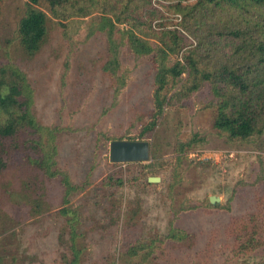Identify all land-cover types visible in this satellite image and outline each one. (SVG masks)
I'll return each mask as SVG.
<instances>
[{
    "label": "rangeland",
    "instance_id": "obj_1",
    "mask_svg": "<svg viewBox=\"0 0 264 264\" xmlns=\"http://www.w3.org/2000/svg\"><path fill=\"white\" fill-rule=\"evenodd\" d=\"M121 1L88 0V13L61 20L64 26L44 10L50 32L33 56L22 52L15 37L25 0H4L0 5V66L24 75L35 119L56 129L58 168L71 182L83 183L68 203H62L57 183L39 195L31 189L35 169L22 161L19 151L12 150L0 181V264H65L70 228L57 212L64 206L75 216L78 264H264V251L230 258V241L222 234L223 223L231 215L244 216L253 205V192L263 191L264 140L228 141L218 134L211 125L215 100L206 85L176 100L171 94L184 75L167 85L169 104L155 126L141 134L151 110L148 59L121 46L118 59L124 84L115 90L100 71L104 36L87 34L90 22L97 21L102 10L133 12L136 5L145 15L154 12L153 28L158 23L176 27L184 45L195 40L182 30L176 11L170 9L179 0H158V5L149 0L148 6L144 0H129L126 7H121ZM220 14V20L199 24L204 33L208 26L225 33L228 26L241 21L238 10ZM193 133L198 137L196 144L177 160L175 143L188 140ZM117 138L151 143L152 156L144 162H111L109 142ZM108 175L120 177L121 185L102 186L101 180ZM148 176L159 180L147 182ZM210 195L218 198L219 208L205 207ZM32 198L45 200L48 208L31 214ZM226 206L229 211L222 208ZM170 227L192 234L191 239L160 242ZM138 241L153 243L145 261L139 253L129 257L124 252Z\"/></svg>",
    "mask_w": 264,
    "mask_h": 264
},
{
    "label": "trees",
    "instance_id": "obj_2",
    "mask_svg": "<svg viewBox=\"0 0 264 264\" xmlns=\"http://www.w3.org/2000/svg\"><path fill=\"white\" fill-rule=\"evenodd\" d=\"M4 0H0V5ZM88 0H25V8L17 20L15 37L22 52L27 56L36 54L50 32V19L64 26L61 20L70 16H85ZM126 7L129 0H122ZM148 6L149 0H144ZM144 3H141L143 6ZM180 15L178 25L194 38V44L184 45V38L176 30L163 23L154 28L153 11L145 13L136 5L133 12L122 10L101 11L97 21L90 22L87 34L102 33L104 36L103 58L100 71L109 79L115 90L124 84V75L119 70L118 53L126 47L134 56H145L152 71L151 110L149 118L141 127V134L151 130L169 104L166 87L182 78L172 96L181 100L203 85L214 98L212 128L228 141L264 140V0H196L193 3L175 1L170 7ZM228 9L241 12V21L227 27L226 32L211 30L205 33L199 24L206 20H220L221 12ZM46 10V12L44 11ZM144 14V20L142 16ZM198 21V25L196 24ZM56 24V23H55ZM56 24V25H57ZM116 24H124L118 28ZM173 56V59L170 60ZM31 95L24 75L17 69L0 66V181L10 159L12 150L19 151L22 161L34 168L32 188L43 195L50 184L61 188V201L82 189L83 183L71 182L68 175L58 168L54 158L55 127L40 124L31 109ZM113 140H123L120 138ZM131 140V139H127ZM198 137L193 133L186 141L175 143L176 159L193 147ZM149 155L152 144L148 142ZM120 177L106 176L101 185L117 187ZM263 191L255 190L253 205L244 216L231 217L223 223L222 234L230 241V258L264 251V184ZM208 201V198H207ZM216 202H207L209 210L219 208ZM45 200L32 198L31 214L48 208ZM43 206V208H42ZM226 211L229 206L222 207ZM57 212L70 230L69 254H64L65 264H78L80 248L74 241L75 216L67 206ZM69 213L72 215L70 217ZM246 216V217H245ZM192 234L170 227L160 242L171 243L190 240ZM152 242H134L124 251L129 257L139 253L145 261L152 252ZM239 253V254H237ZM264 254V253H263ZM253 264H262L256 262Z\"/></svg>",
    "mask_w": 264,
    "mask_h": 264
},
{
    "label": "water",
    "instance_id": "obj_3",
    "mask_svg": "<svg viewBox=\"0 0 264 264\" xmlns=\"http://www.w3.org/2000/svg\"><path fill=\"white\" fill-rule=\"evenodd\" d=\"M108 158L114 163L144 162L149 159L148 142L144 140H113L109 142ZM147 182H157L158 177L148 176ZM209 202H216V196H208Z\"/></svg>",
    "mask_w": 264,
    "mask_h": 264
},
{
    "label": "built area",
    "instance_id": "obj_4",
    "mask_svg": "<svg viewBox=\"0 0 264 264\" xmlns=\"http://www.w3.org/2000/svg\"><path fill=\"white\" fill-rule=\"evenodd\" d=\"M158 0H153V5H158L157 2ZM190 1H195V0H181V2L182 3H186V2H190ZM175 15V17H176V19L177 20H180V16H179V14H174Z\"/></svg>",
    "mask_w": 264,
    "mask_h": 264
}]
</instances>
